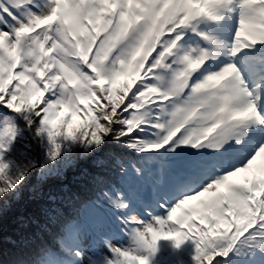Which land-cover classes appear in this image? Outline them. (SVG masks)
Here are the masks:
<instances>
[{
    "label": "snow or ice",
    "instance_id": "6c2138e0",
    "mask_svg": "<svg viewBox=\"0 0 264 264\" xmlns=\"http://www.w3.org/2000/svg\"><path fill=\"white\" fill-rule=\"evenodd\" d=\"M0 264H264V0H0Z\"/></svg>",
    "mask_w": 264,
    "mask_h": 264
}]
</instances>
